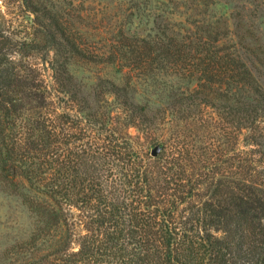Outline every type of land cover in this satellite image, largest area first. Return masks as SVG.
<instances>
[{"label": "trees", "instance_id": "obj_1", "mask_svg": "<svg viewBox=\"0 0 264 264\" xmlns=\"http://www.w3.org/2000/svg\"><path fill=\"white\" fill-rule=\"evenodd\" d=\"M177 1L101 52L58 6L0 0V192L27 217L0 264H264V82L233 13Z\"/></svg>", "mask_w": 264, "mask_h": 264}, {"label": "rangeland", "instance_id": "obj_2", "mask_svg": "<svg viewBox=\"0 0 264 264\" xmlns=\"http://www.w3.org/2000/svg\"><path fill=\"white\" fill-rule=\"evenodd\" d=\"M46 1L49 5L58 6L64 14L73 18L80 27L77 36L83 44L101 52L119 43L118 36L121 31L124 33L129 30L137 31L142 38H154L157 34V23L162 27L168 26V17L178 12V6H182L177 0L171 2L162 0ZM194 2L195 0H188L191 5ZM213 3L216 5L213 6ZM204 4L203 13L214 21H220L221 30L223 22L229 20L232 13L235 15L240 27L237 31L246 37L239 47L249 54L250 62H256L257 65L253 71L264 82V0H204ZM8 18L14 21V25L19 30H23L20 25L30 22V15L25 16L20 10H15ZM223 32H225L224 28ZM37 59L38 57L33 58V60ZM91 60V63L85 59H79L77 62L80 68L84 70L88 68L86 72L82 71L80 76L89 83L103 75L104 65L111 62V59L106 58ZM16 206L15 200L7 198L0 192V244L6 242L10 234H13L11 228L15 222L21 224L27 222L23 211L14 214Z\"/></svg>", "mask_w": 264, "mask_h": 264}, {"label": "water", "instance_id": "obj_3", "mask_svg": "<svg viewBox=\"0 0 264 264\" xmlns=\"http://www.w3.org/2000/svg\"><path fill=\"white\" fill-rule=\"evenodd\" d=\"M159 152H160V147L157 146V147H155V148L152 150L151 155L155 157L156 155H158Z\"/></svg>", "mask_w": 264, "mask_h": 264}]
</instances>
